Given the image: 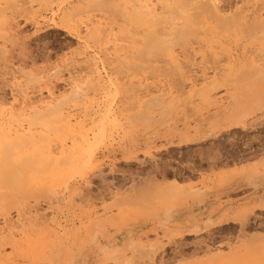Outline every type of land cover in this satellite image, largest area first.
Returning a JSON list of instances; mask_svg holds the SVG:
<instances>
[{"label": "rangeland", "instance_id": "rangeland-1", "mask_svg": "<svg viewBox=\"0 0 264 264\" xmlns=\"http://www.w3.org/2000/svg\"><path fill=\"white\" fill-rule=\"evenodd\" d=\"M0 1V148L4 149L6 144L5 148L10 149L5 150L7 153L1 149L0 153L3 155L0 156V264H43L50 255L47 251L49 233L61 231L66 222L71 223L66 226L76 228L79 223L77 216L72 218L74 212L82 215L85 222L111 214L117 220L132 217L126 227L132 230L135 240L146 239L143 252L148 247L150 249L144 252L145 256L142 253L140 256V251L129 253L130 250H125L122 255H110L105 259L100 253H95L88 256L89 264H126L125 256H132L130 259L134 261L130 260V263L133 264H231L225 256L231 248L240 249L243 255L246 253L235 264H257L256 251L246 246L264 241V207L261 208L257 202L244 205L253 188L241 176L245 171L243 165L247 170L264 156V114L263 111L256 112L248 117L245 124L211 133L213 112L206 111L209 103L200 100L197 88L211 77V61L216 53L207 52L208 59L204 53L205 63L202 58L205 48L202 51L195 49L198 47L193 42L195 39L191 36L186 39L182 34L179 39L176 36L178 43L174 41L176 44L171 45L172 51L167 52L171 49L168 47L166 51V47V53L162 51V55L156 42L159 36L158 39L151 36L153 32L149 36L146 33L148 29L143 26L149 19L155 21V15L150 13L152 18L147 17V21L144 19L146 13L139 16L141 20L129 17L125 21L117 12V7L123 2L127 3L123 6L126 5L130 11L127 5L133 8L140 0H102L103 4L97 0L100 3L95 2V5L91 4L94 3L92 0L90 3L82 0L79 7L73 5L78 0H49L47 6H40V0ZM142 1L144 4L148 1V6L156 8L160 4L159 0ZM229 1L232 7L234 3L236 6L244 4L242 7L246 10L249 6V11L252 10L251 4L256 7L255 3H260V0H248L249 3L246 0L243 4L241 0ZM160 6L156 11H160ZM232 7L228 6L226 12L232 11ZM164 14L160 13L161 16L167 13ZM162 19L151 23L155 25L160 21L164 25ZM123 25L129 34L122 33ZM158 25L161 26L160 32L164 28L163 33L165 28H177L171 27L172 23L169 27ZM91 26L96 28L91 29L93 32L89 35L87 27ZM140 28L144 29L143 33H140ZM149 29L152 31L151 27ZM143 34L145 38L147 35L156 39L157 45L153 40L148 41L153 42V46L146 44L149 37L144 40ZM132 37L138 38V42L134 43ZM160 38L166 40L162 39L164 36ZM126 44L134 50L127 51L129 45L126 47ZM132 44L139 48L145 45L147 49L142 51L140 48L141 52ZM135 51L138 55L133 53V58L129 52ZM169 53L177 57L173 60ZM143 54L153 60L143 59L144 64L137 57L145 58ZM220 59L225 61L223 56ZM199 60L203 61L200 63ZM175 62L180 64L179 67L174 65ZM75 82L84 85L81 94L85 101L76 97L67 100L70 105L67 101L62 103L68 105L65 108L57 105L66 99L53 109L40 108L67 96ZM215 91L212 95L225 92L223 89ZM84 102L91 109L82 111L80 108L86 104ZM160 104H163L165 112ZM119 106H123L122 112L112 111ZM21 134L26 141L22 139L20 142L18 136ZM3 137L11 142L7 144ZM12 142L15 146L10 145ZM72 147H79L80 154L84 155L79 156L73 165L64 163L59 157L63 150ZM67 180L71 185L66 191L63 185ZM144 180L149 182L148 187L160 183L169 184V187L175 185L176 190L169 198L177 210V222L186 224V217L192 214L199 223V229H191L194 225L192 220L180 231L178 227L162 225L158 219L149 218L140 210L130 213L131 202H119L117 198L132 192L131 183L135 181L137 185L142 181L143 184ZM150 188L146 192L151 193V189L155 192L156 188ZM73 190L80 191V195H74L73 204L59 208L54 194H68ZM191 195L196 199L192 205ZM58 210L71 213L68 215L70 218L65 221V216L63 218ZM175 231L174 235L170 234ZM214 253L216 256H210Z\"/></svg>", "mask_w": 264, "mask_h": 264}, {"label": "bare ground", "instance_id": "bare-ground-1", "mask_svg": "<svg viewBox=\"0 0 264 264\" xmlns=\"http://www.w3.org/2000/svg\"><path fill=\"white\" fill-rule=\"evenodd\" d=\"M29 1L32 2L33 0H29ZM62 1H64V0H62ZM70 1L72 2V0H70ZM80 1H82V0L76 1V3L73 4V5L76 4L74 7H79V5H80L79 3H81ZM92 1H94V3L91 2L90 0H89V3L91 2V4H94V5L96 4L95 2H97V3L101 2V4H103L105 2L104 0H103L104 2L102 0H99L100 2L97 0H92ZM137 1H135V2H137ZM154 1H156V0H154ZM241 1H244V2H241L242 4L246 3V0H241ZM249 1L247 0L248 3H249ZM251 1H253V0H251ZM0 2H2V1H0ZM127 2H128V0H127ZM132 2H133V0H132ZM132 2H131V4H133ZM49 3H50L49 0H40L39 1L40 6H42V5L47 6ZM159 3L161 4L160 11H159V9H158V11H156L157 8H159V5H160ZM159 3H158L159 5L156 8V7H153L151 4H149L151 6H148V1L146 4H144L143 1L141 3V0H140L139 3H137V4H139L137 8H135V6L137 5L136 3H135L136 5L133 4V5H135L133 8L127 5V7H129L128 9H130V11H128L127 8L125 7L126 5L123 6V4H127V3L123 2L122 6L117 7V12L125 21L129 20V17H130V19H131V17H135V18H137V20H141V18L139 16L142 15L143 13L147 14L146 16L143 15V17L145 16L144 19H146L147 17L149 18V16L151 17V15H150V13H151V14L155 15L154 18H156L157 20L160 19V21H161V19L163 17L162 20H164V22L167 23V25H166L163 22L164 23V25H163L162 22L159 21L160 22L159 23L157 21L158 23L155 25L160 24V25H163V27H166V26L169 27V26H171V25H169V23L170 24L172 23L171 27H173V26L177 27L176 30H174V29L168 30L169 28H167V30H166V28H165V31L163 33V30H164L163 27H162L163 30L161 29V32L159 29L161 26H159V25L156 26L159 30L155 27L154 23L156 22V19L153 18V20H155V21H152V19H149V22L147 25H145L147 22L145 24L142 22L144 24L143 26L145 27V29L146 30L148 29V31L146 32L148 35L151 32H153V34L152 33L150 34L151 36L157 37L156 39H158V36H159L160 40L158 39L156 42H158V48L160 47L161 52H160V49L156 48V50L157 51L159 50V52L161 54L163 53L162 51H165L166 47H167L166 51L168 50V47H170V49H171V45L177 39L176 36H178V39H179L182 34L186 35V39L188 38V36H191V39H193V38L195 39V41L190 40V41H193L194 44H196V43L198 44L199 48L197 47L195 49H200L202 51L205 48L202 58L205 57L204 53H207L209 51H210V53H212V52L216 53V55L213 56V61H211V62H213L211 64L212 65L211 66V68H212L211 77H209V80H206L205 83H203L201 86H199L197 88V90H198L197 94H198L200 100L202 102L207 101L206 103H209V105H208L209 108L206 107L207 110H206V108H205V110L207 112H213V114H212L213 118H211V123L212 124L214 123V124L211 127V133H213L217 130H220V129H225L227 127L229 128L231 126L234 127V126H237L240 124H245L247 122L248 117L251 114H255L256 112L262 113V111H263V113H262V115H263L264 114V13H262V10L264 9V0H260V3L259 2L255 3L258 5V9H256L257 5L255 7V5L251 4L253 7V8L251 7L252 10L250 9L251 11H249V9H248L249 6L246 10V8L242 7V6H244V4L243 5L239 4L238 6L241 5V7H238L234 3V6H233L234 9L232 11H231V9H229L230 10L229 12H226V10H227L226 8H228V6H229V8H230V6L232 7V4L230 5L231 1H229V0L228 1H226V0H159ZM11 4L15 5L16 3H10L8 5H11ZM73 5H71V6L73 7ZM226 5H228V6L226 7ZM246 7H247V5H246ZM4 8H5V6L1 10L3 11ZM69 8L71 9L70 6H69ZM148 12H149V15H148ZM159 12L160 13L162 12V15L164 13L165 14L167 13L166 15L164 14L166 17L161 16ZM156 15L158 17L160 16L161 18L160 17L158 18ZM147 20L148 19H146V21ZM151 22H154V23H151ZM149 23L155 27L153 29L156 30L157 32L154 33V30L152 29V26L149 25ZM91 27L90 28L87 27L88 28L87 30H89V32L91 29L94 30L95 26L92 28ZM149 27H151L152 31H149L150 30ZM121 28L124 29L122 31V33H124V31H125V34L128 33V30H127V32L125 30V29H127L125 26L121 27ZM143 28H140V33H143V31H144ZM141 29H143L142 32H141ZM170 31H172V32H170ZM175 31L176 32L178 31V32L176 33ZM89 32H87V33H89ZM92 32H90L89 35ZM158 32H160V35ZM76 33H78V32H76ZM179 34H180V36H179ZM76 35H78V34H76ZM144 35L145 34H143V37H144ZM82 36L88 37V35H84V34ZM121 36H122V34H121ZM149 36L146 35V38L145 37L144 38L142 37V38L144 40H146L147 37H149ZM160 36H162V37L164 36L165 38H162V39H166V40H161ZM167 37H168V39H167ZM149 38H151V37H149ZM149 38L146 40L147 41L146 44L153 46V44L155 43L157 45V43L154 42L156 39L153 40V38H151V39H149ZM135 39L132 37V40H134L133 42L137 43L138 38H137V40H135ZM188 39H190V38H188ZM144 40L142 42H144V44H145ZM151 40H153L154 43L153 42H151L152 44L150 42L148 43V41H151ZM168 40L170 42L171 41L172 42L167 43ZM184 40H185V38H183V41ZM176 41L178 43V40H176ZM180 42L182 43V41H180ZM186 42H187V40H186ZM186 42H185V44L184 43L183 44L186 45L187 44ZM159 43L161 46H159ZM129 44H126V47ZM140 44H142V43H140ZM175 44H176V42L173 45H175ZM130 45L128 46L129 48L128 47L126 48V50L127 49L129 51L134 50V47L131 48ZM134 45L136 47L135 49H138V50H140V48H142L141 50L143 51L146 48L145 45H144V47L140 46V48H139V46H136V44H134ZM181 46H182V44H181ZM163 48H164V50H162ZM215 48H217L218 50L216 51ZM154 49H155V45H154ZM193 49H194V47H193ZM138 50H136V51L138 52ZM136 51L132 52V53L129 52V54L133 58H135L133 55H135V54L138 55L136 53ZM147 51H149V50H147ZM166 51L164 52V54L166 53ZM171 51H172V49L170 51L168 50L167 52H171ZM133 53H135V54H133ZM125 54H126V52H125ZM144 54H143V56H144ZM140 55H142V53H140ZM162 55H160V56H162ZM169 55L172 56L171 53H169ZM173 55L175 58L177 57L175 54H173ZM197 56H199V55H197ZM209 56H210V54H209ZM222 56L225 58V59H223V60H225L224 62H222L221 61L222 59H220V57H222ZM137 57L140 61H142L143 59H144V61L148 60V59L151 61V59H152L151 56L149 57L146 55L144 56L145 58H142V56H137ZM139 57H141V58H139ZM174 57L172 56V59ZM207 57H208V53L206 54V58ZM163 58H166V57L163 56ZM159 59H162V58H159ZM166 59H168V58H166ZM177 60H178V58H177ZM202 61H200V63ZM148 62H147V64H148ZM168 62H171V61H168ZM204 62H205V58H204ZM143 63L145 64V62H143ZM175 63H176V64H174L175 66L178 65L177 64L178 62H175ZM174 65H173V67H174ZM179 65H178V67H179ZM190 74H191V72H190ZM204 76L206 77L205 74H204ZM78 83L75 82V84H73V86L70 90V93L67 96L59 98L58 101L54 102V104H51L50 102H49L50 104H48V105L43 104L44 106L42 105V107L40 106V108H44L47 110L53 109L54 107H56V105L59 102L66 99L65 101H63L57 105V107H63L64 106L63 104H65L68 99H71V98L76 99V97H77V99L85 101L86 98L83 99V95L81 94L82 89H83L82 86H84V85L80 86L81 83H79V84ZM217 89H223V91H225V92L220 93L219 95L218 94L212 95V93H214V91ZM128 92H130V91H128ZM81 95H82V99H81ZM78 96H79V98H78ZM127 96H129V95H127ZM124 97H125V95H124ZM129 97H127V98H129ZM149 97H151V96H149ZM154 97H156V96H154ZM87 102L89 103V101H87ZM84 103H86V102H84ZM70 104L71 103H69V105ZM126 104H127V102L125 103V106H126ZM88 105L89 104L86 103L83 106V108H80V109H82V111L83 110L88 111L89 109H91L90 107H88ZM122 105L124 106V104H122ZM149 105H147V106H149ZM164 105H165V103H164ZM67 106L68 105L66 104V106H64V108ZM96 106H98V105H96ZM123 106L122 107L119 106L121 109L119 107H118L119 109L118 108L117 109L112 108L113 109L112 111L113 112H119V111L122 112ZM166 106H165V108H166ZM149 107H152V106L150 105ZM97 108H99V107H97ZM161 108H163V106ZM159 110H161V109H159ZM142 111H144V109H142ZM108 112H111V109H109ZM157 112H158V110H157ZM164 112H165V109H164ZM136 113H138V112H136ZM148 115H147V117H148ZM114 117H115V114H114ZM128 117L130 118L131 116L128 115ZM149 118L152 120L151 115ZM158 118H160V117H158ZM114 119H116V118H114ZM153 119H155V118H153ZM256 122H257V120H256ZM262 122H263V120H262ZM218 124H220L221 126L217 127L216 125H218ZM188 131H190V130H188ZM22 135L23 134H21V137L18 136V139H20V142L23 140L26 141L24 139V136H22ZM4 137H3V141L7 142V144H8L9 138H5V140H4ZM20 142L17 141L16 144H18ZM3 144H5V143H3ZM10 145L15 146V144L13 142ZM4 146L6 147L7 145L5 144ZM12 146H10V147H12ZM5 147H3L4 149L0 148V153H1V149L4 150L5 153H7L6 151L9 148L6 149ZM13 148L14 147H12V149ZM8 151H10V149ZM260 152H261V150H260ZM80 153H81V149L79 147H76V148L72 147L71 149H68L67 151L63 150L59 157H61L64 160V163L66 162V164H72L73 162L77 163L76 161L78 160L79 156L83 155V154L81 155ZM0 156H3V155L1 154ZM5 156H8V154H6ZM128 158H129V155H128ZM81 161H83V158ZM78 163H81V162L78 161ZM74 167H75V165H74ZM242 168L245 169V171H243V173H242L243 175L241 176V179L246 184H250L251 187L253 188L251 196L248 198V200L246 201V203L244 205L247 206V204L257 202L256 204L259 205L261 208L264 207V156H262L260 161L255 163L253 167L250 166V167H248L249 169L247 168V170H246L245 166L243 165ZM236 179H238V178H236ZM145 180H144V182L147 181V180L146 181ZM142 181L140 184H142ZM224 181L226 182V180H224ZM144 182L140 186L139 183H137V185H136V183L134 181L133 183H131V185L133 184L132 188L130 186V189H132V192L129 190L131 193H127V192H126V194L122 193V195L124 194V196H120L119 198H117V200L119 202H121V201L131 202V205L129 206V212L130 213L132 212L134 214L135 211L140 210L141 212H143V214L145 216L147 215L149 218L152 217V218L158 219V221L162 225H165L168 228H169V226H173L174 228L178 227L180 229V231L184 230L183 228L186 226V224L191 223L189 220H192L194 225L191 226L192 228L191 227H187V228L194 229L195 231L199 229V226H198L199 223H196L195 216L193 215V217H192V214L188 215L186 217L187 218L186 224L177 222L178 221V220H176V213H177L176 211L177 210H176L174 204L170 203L172 199L169 198L170 195H173L174 191L176 190L175 185L173 187L170 184V186L172 187L171 188L168 186L169 184L164 185V183H163V185H161V183H160V185L158 184V186H157V185H152L150 183L152 185V186L149 185L151 188H153V189L156 188V189H154L155 192H153L152 189L147 186L149 182L148 183L146 182V184H144ZM70 185H71V183L68 182V180L64 182L63 186L65 187L66 191L70 188ZM160 186H162V189L159 188ZM165 186H166V188H163ZM62 188L63 187H61V189ZM142 188H143V190H142ZM149 188L151 189L150 190L151 193L146 192V190H149ZM79 193H80V191L76 192L74 190L69 192L68 194L63 192V193H59L56 195V193H55L54 194V200H56L57 206H59V208H60V206H61V208H63L62 206L65 207L66 205H71L70 203L74 202V197H75L74 195L79 196L80 195ZM196 193H192V195L196 194ZM127 194H129V195H127ZM125 195H127V196H125ZM175 195L178 198V195L177 194H175ZM192 195H191V197H192ZM197 195L198 194H196L195 196H197ZM49 196H51V195H49ZM195 196H193L191 199V201H192L191 205L194 204L196 201V199H194ZM47 197H48V195H47ZM177 200L180 201V199H177ZM149 202L151 204H149ZM179 204H182V203H179ZM199 204H201V203H199ZM74 206H76V204H74ZM186 206H187V204H186ZM123 207L121 209H123ZM180 207H177V208L179 209ZM58 211H60L58 213H61L63 215V218L65 216V221H67L70 218V217H68V215H71V213L66 214L65 210H62V212H61V210H58ZM79 212H81V211H79ZM73 215L75 217L77 216V218H78V223H79V224L77 223L78 227L76 226V228H73V226H71V225L66 226V224H71V223L66 222L61 231H55L52 233V235L49 233V235H48L49 247L47 248V251L50 255L45 259L43 264H69V262H71V263L73 262V257H74V262H73L74 264H89L88 263L89 261L87 259L88 256L93 255L95 253H100L101 255H103L101 258L105 259V258H109L110 255H111L110 257H114V255L116 256L117 254L122 255V253L125 250H127V251L130 250L129 253L140 251L139 255L141 256L143 254L145 256L144 252L149 249V247L146 246L145 248L148 247V249L147 250L144 249V252H143V248H144L143 245L146 244L144 242L146 239L144 241H140V239L135 240V238H134L135 236L134 237L132 236L133 235L132 230H129V228L126 227L130 217L128 220H125V219L117 220L118 218L115 219L114 215L111 214V215L105 216L103 218H99L96 221L85 222L81 219L82 215H79V213L76 214L74 212V214H72V218H73ZM184 216H185V214H184ZM236 217L239 218L240 216H236ZM230 218L231 217L227 218V220ZM245 218H243V219H245ZM131 219H132V217H131ZM137 219H140V218H137ZM236 219L237 218H235V220ZM140 221H143V219ZM197 221H199V220H197ZM139 222H137V224H139ZM215 222H217V221H215ZM75 223L76 222H74V224ZM153 224L155 225V223H153ZM149 229H150V227H149ZM149 229H148V231H149ZM154 229H156V228L154 227ZM139 232H140V230H139ZM168 233H169V231H168ZM175 233H176V231L173 233H170V234L174 235ZM145 234H146V236H148L147 233H145ZM119 240H120V242H118ZM247 243H249V242H247ZM148 244H149V242H148ZM246 247H247V249L252 247L256 251L255 259H256L257 264H264V241L255 242V243L247 245ZM233 249L234 248H231V250L225 255L226 258L230 259L229 262H231V264L232 263L235 264L237 261H239V259H241V257L246 256V253H245V255H243L240 249H236V250H233ZM137 253H133V254L136 255ZM216 253H218V252H216ZM139 255L137 254V256H139ZM210 256L213 257L216 255L214 253ZM130 257H132V256H125V260H126L125 263L126 264H127L128 260H129L128 261L129 264H133L130 262L131 261L133 262L134 260H132V258L130 259ZM133 258H134V256H133ZM95 261H94V263H95ZM226 261L228 262V260H226ZM33 264H37V262H34Z\"/></svg>", "mask_w": 264, "mask_h": 264}]
</instances>
